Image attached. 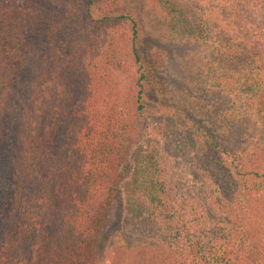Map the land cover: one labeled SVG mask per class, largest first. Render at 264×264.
Masks as SVG:
<instances>
[{"label": "trees", "instance_id": "trees-1", "mask_svg": "<svg viewBox=\"0 0 264 264\" xmlns=\"http://www.w3.org/2000/svg\"><path fill=\"white\" fill-rule=\"evenodd\" d=\"M145 31L187 49L182 84L218 91L223 124L246 129L234 148L154 79ZM151 88L242 187L218 219L164 218L155 167L134 159ZM0 159V264H264V0H0ZM118 202L154 235L109 242Z\"/></svg>", "mask_w": 264, "mask_h": 264}, {"label": "rangeland", "instance_id": "rangeland-1", "mask_svg": "<svg viewBox=\"0 0 264 264\" xmlns=\"http://www.w3.org/2000/svg\"><path fill=\"white\" fill-rule=\"evenodd\" d=\"M145 35V46L157 58L153 66L154 79L158 78V82L163 80L168 84H173L172 86L175 87L173 90L178 91L182 97L188 100V105H191L190 107L197 112L195 119L208 128V133L212 134L213 132L217 136L215 137L217 142L222 146L234 148L233 145L238 143L246 129L235 126L233 123L227 124V126L223 124L219 118L222 110L221 104L216 101L218 91L210 90V88L189 90L187 89L188 83L182 84L185 82V78L183 75L181 76L182 70L179 64L187 49L170 39L159 38L148 31H145ZM156 89L151 88L144 96L147 120L142 139L134 150L136 155L134 159H137L138 156H145L149 160L145 166L155 167L154 177L163 184L159 200L168 208L165 219L183 212L196 213L197 209H202L200 213L204 210L205 216L210 221L218 219L221 213L215 211L216 204L218 203L222 207L228 205L232 201L234 191L241 192L242 187L234 185L227 178L215 156L207 154L205 151L195 150L189 134L163 115L164 111L158 109L157 105L153 103V93ZM191 97L197 98L199 105H196ZM221 127H224V131L220 129ZM137 163L141 164L138 161ZM2 178H7V174H4L0 168V184H3L1 183ZM120 208L121 202H118L114 209V213L118 212L116 227L106 230L109 242L115 235L126 243H132L138 237L146 238L154 235L153 227L128 222ZM119 217H121L120 221ZM109 257L110 250L105 252L102 264H109Z\"/></svg>", "mask_w": 264, "mask_h": 264}]
</instances>
